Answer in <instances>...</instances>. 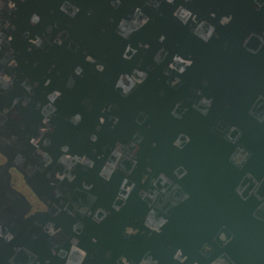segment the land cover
Returning <instances> with one entry per match:
<instances>
[{
  "label": "water",
  "instance_id": "water-1",
  "mask_svg": "<svg viewBox=\"0 0 264 264\" xmlns=\"http://www.w3.org/2000/svg\"><path fill=\"white\" fill-rule=\"evenodd\" d=\"M0 4V264H65L73 240L83 264H264V0ZM13 169L45 211L26 217Z\"/></svg>",
  "mask_w": 264,
  "mask_h": 264
},
{
  "label": "clouds",
  "instance_id": "clouds-1",
  "mask_svg": "<svg viewBox=\"0 0 264 264\" xmlns=\"http://www.w3.org/2000/svg\"><path fill=\"white\" fill-rule=\"evenodd\" d=\"M168 3H172V0H167ZM3 5L0 4V7H2ZM8 7L11 9L14 7V5L9 4ZM63 10V9H62ZM137 17L140 15L139 13V9L136 10V14ZM174 15L178 16V18L181 19L182 22H185L187 20V18L189 17L190 13L187 11H184L183 9H179L176 13H174ZM37 21V17H33L32 18V23H36ZM147 20L146 18L143 20H139V22L136 19H133L131 22L130 26H126L124 21H121L120 25H119V29H120V34L124 37L127 38V36L134 30L138 29L139 27H141L144 23H146ZM221 23H227L226 20H222ZM201 27H203V25H201ZM199 31V30H198ZM213 29L211 27L208 28L207 34L206 35H202L201 39L207 41L208 38L212 35ZM35 43H39V41H36ZM157 59H159V56L157 57ZM177 62H181L178 60L177 58ZM181 63H186V62H181ZM10 67H14V62L12 64L9 65ZM171 67V66H170ZM79 71V70H78ZM180 71H183V69H181ZM137 76L141 77L140 81H132L129 77H122L120 82H118L117 87L123 89V93L127 94L130 91L131 85L133 83H140L143 79V73H136ZM124 80H129V87H125L123 81ZM11 78L8 77L7 75H4L2 72H0V89H7L8 87L11 86ZM59 95V93H54L52 96L49 97L50 100L55 99L57 96ZM16 101H13V104H15ZM202 104H209V101L206 100H202L201 101ZM79 117L77 116L75 118V121H78ZM43 132V129L41 130ZM95 139V138H93ZM30 143L35 146L38 141L37 140H31ZM62 151H67V149H62ZM39 155L44 156L43 153H38ZM112 155L116 158V161L118 162L121 158V151H120V146L118 145L117 148L115 149V151L112 153ZM244 159V156L240 155L239 152L233 157V161L239 165ZM45 160L50 163V161L47 160V157L45 156ZM17 162H20V158L17 157ZM82 163V164H87L89 167H91V163L87 160H79L77 161L75 158H72L71 162H69V157L64 156L60 159L59 163L63 164L65 166L66 169L70 170L71 167L73 166V163ZM4 163H6V159L3 155H0V165H3ZM117 164L113 163L111 161H109L108 163H106L105 167L103 168L102 172H101V176L107 180L108 177L111 175V173L116 169ZM12 174L15 175V169L11 170ZM65 177L64 176H57L58 180H63ZM69 180L72 179V177H68ZM160 180L163 183H168V181L165 180V178L163 176L160 177ZM155 183V182H154ZM130 191V189H129ZM147 194L145 193H141V196H145ZM150 199H155V194H153L151 197H149ZM41 210H45L43 209V207L41 208ZM84 211V210H82ZM154 214L150 213L147 222H146V226L148 228H150L152 231L158 232L160 227H162L165 223V221L163 219H159V220H155L153 219ZM47 232L50 236H55L56 232L53 231L51 225L48 226L47 228ZM126 232L128 234H132V230L131 229H127ZM3 239L5 241H10L12 239L11 235H6L3 236ZM221 241H224V236L221 235L220 236ZM226 243V241H224ZM77 241L73 240L71 242V248L70 251L68 253H64L63 251H61L59 253L60 257L62 259H65V264H83V261L86 257V253L84 251H81L79 248H77L76 246ZM17 251H19V249H17ZM205 251H208L207 248H205ZM53 255H57V253L55 251H53L52 253ZM176 260H181V253L179 251L176 252L175 256L173 257ZM9 264H11V261H9ZM120 264H127V261H125L123 258L120 260ZM140 264H154L153 261L150 260V258L147 259H142L140 261ZM181 264H183V261L181 260ZM213 264H225V260L220 258L217 259L215 261H213Z\"/></svg>",
  "mask_w": 264,
  "mask_h": 264
},
{
  "label": "flooded vegetation",
  "instance_id": "flooded-vegetation-1",
  "mask_svg": "<svg viewBox=\"0 0 264 264\" xmlns=\"http://www.w3.org/2000/svg\"><path fill=\"white\" fill-rule=\"evenodd\" d=\"M2 166V165H0ZM11 174V185L14 190L21 193L26 201L31 206L30 212L26 215V217H29L31 215H34L37 212L42 211L41 208L45 209V207L37 201V199L30 193V191L26 188V186L23 184L21 177L15 173V175L12 174V171H10ZM45 211V210H43Z\"/></svg>",
  "mask_w": 264,
  "mask_h": 264
}]
</instances>
